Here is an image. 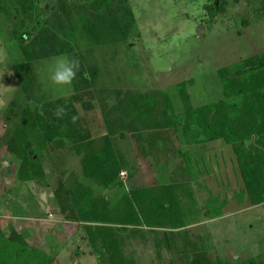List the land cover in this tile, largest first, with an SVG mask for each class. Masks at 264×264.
<instances>
[{
  "label": "rangeland",
  "instance_id": "rangeland-1",
  "mask_svg": "<svg viewBox=\"0 0 264 264\" xmlns=\"http://www.w3.org/2000/svg\"><path fill=\"white\" fill-rule=\"evenodd\" d=\"M37 18L40 30L20 45L18 37ZM259 53H264V0H0V264H189L200 249L210 264L264 257V204L246 200L230 146L193 138V126L187 144L183 125L172 126L179 117L185 120L180 92L187 93L193 110L213 104L221 98L217 72ZM59 55L81 62L70 90L54 89L45 74ZM74 95L91 102L87 112L76 104L81 126L94 140L109 138L121 161L122 187L105 188L100 179L85 177L81 156L70 151L75 140L65 136L63 114ZM141 96L155 101L151 115L143 114ZM18 97L21 108L11 107ZM40 104L53 112L63 143L56 137L43 161L46 181L25 184L5 146L21 109ZM141 143L145 151L159 147L147 154L160 158L165 177L176 180L178 172H187L195 180L182 201L187 211L175 224L144 222L127 189L126 175L154 167L139 151ZM175 148L183 151L176 159L169 152ZM58 175L78 199L77 215L80 208L107 202L109 210L123 207L136 214L142 225L126 227L85 214L79 222L66 221L53 195ZM139 175L135 184L151 180ZM202 220L205 225L188 231ZM174 228L182 229L176 242L170 240ZM12 232L21 235L25 248L8 242Z\"/></svg>",
  "mask_w": 264,
  "mask_h": 264
},
{
  "label": "trees",
  "instance_id": "trees-1",
  "mask_svg": "<svg viewBox=\"0 0 264 264\" xmlns=\"http://www.w3.org/2000/svg\"><path fill=\"white\" fill-rule=\"evenodd\" d=\"M41 26L42 22L37 18L36 24L18 37L19 44L24 45L25 42H28L38 33ZM217 79L221 98L213 104H206L193 110L189 105L187 93L185 91L180 92L179 95L186 110L184 112L185 120L183 121L179 117L173 121L172 126L178 129L180 125H183V138L187 144L191 143L187 133L191 129L190 127L193 126L192 128L196 131V136H193V138H203L202 141L206 143L220 141L229 145L241 176L246 200L252 206L263 205L264 53L243 59L230 70L226 68L220 70L217 72ZM148 98L147 96H141L140 101L147 107L146 112H143V114L151 115L156 105L155 101L150 102ZM16 100L11 102V107L21 108L19 104L21 99L16 98ZM76 104L80 106L83 112H87L90 109L91 102L83 101V96L74 95L71 98V103H68L66 107L63 114V120H66L67 135L65 136L75 140V145L70 148V151L77 156H81L80 165L85 177L100 179L102 186L105 188L122 187L123 183L119 180L121 161L117 156L115 157L111 141L108 137H104L102 140L91 138L88 129L81 126L82 118ZM168 104L171 107V104ZM74 116L77 117L75 122L73 121ZM57 122L53 112L49 111V108L45 105L40 104L36 110H32L28 105L21 109L16 124L8 134L5 146V152L19 163L17 178L20 182L43 184L46 181L47 174L43 161L48 158L56 137L60 138V144L63 143ZM149 142L151 141L146 142V144ZM142 144H139V151L145 147V143ZM177 156L181 157L182 151H177ZM174 186L176 185L170 182L160 188L171 191ZM72 190L61 176L55 177L53 195L59 212L66 221L79 222V217L85 214L88 218L94 217L104 222L108 218L115 219L117 222L123 221V226L126 227L137 226L136 228H138L142 225L136 214L132 217L123 207L109 210L107 202L95 209L83 210L80 208L81 210L77 215L76 210L80 206H78V199ZM139 190L145 189L129 190L131 197L133 193H138ZM84 193H86V190ZM134 196L133 194V198ZM166 196L167 199L163 206L165 214H158L161 221H166L169 215L176 213V210L172 208L171 197ZM90 205L89 202L84 208ZM140 211L142 213L141 219L147 222L148 216L142 212V209ZM8 242L15 248H18V246L21 249L26 247L21 235L15 232L10 234ZM194 256L195 258L189 264H210L202 249L196 251ZM0 263H3V261ZM216 264L223 263L217 259ZM232 264H264V257Z\"/></svg>",
  "mask_w": 264,
  "mask_h": 264
},
{
  "label": "crops",
  "instance_id": "crops-1",
  "mask_svg": "<svg viewBox=\"0 0 264 264\" xmlns=\"http://www.w3.org/2000/svg\"><path fill=\"white\" fill-rule=\"evenodd\" d=\"M172 147H173V144L171 145L170 149ZM157 149H159V147H153L152 146L151 150L147 149V151H145V149H142L141 151H142V153L146 152V154H147V153L152 152V150L156 151ZM170 149H169L170 155L174 156L175 159H176V152L177 151H182V149H179V148H175L174 150L173 149L170 150ZM205 149L206 148H203V150H205ZM156 154H158V152H156ZM150 156L151 155L148 156V154L146 155V162L147 163L150 162V164H153L154 167H151V170H146L147 172L146 171H142V169H140L139 173L140 174H144L141 177H145V174H146L147 177L148 176L151 177V180H149L148 183L142 182L139 185V184H135V182H134L135 178H137V177L140 178V175H139L138 172L136 174V177H132L129 174L128 175L125 174L127 176L126 178H128V180H129L127 189L128 190L143 189V188L145 189V190H139L138 193H133V194L135 195L134 196L135 201H136V203H138L140 209H142V212H144L148 216L147 222H149V220H151V219H153L152 221H155L157 223L158 222H162L161 219H160V216L158 214H160V213H164L165 214V210H164L163 204H160V202L164 203L165 202L164 200L167 199L166 195H169V197H171L170 201L173 204L172 208L174 210H176V213L175 214L172 213L171 215H169L167 217V220L166 221L163 220V222L168 223V224L169 223L175 224V222L178 221L179 219H181L183 217V215L187 211V210H182L184 208V207L181 206L182 205V201L183 200L184 201L188 200V196H187L189 194L188 191H189V189L192 190V186L195 184V180H193L189 176H186V175H189V174H187V172H183V173L182 172H180V173L178 172L177 173L178 178H176V180L175 179L171 180L169 178L170 175L168 177L166 176L167 177L166 178L165 175H164L165 172L162 171L160 169V167L158 168L159 163H158L157 160H160V158H157V160H156V158H153V157L150 158ZM149 159H151V161H153V163ZM181 174L185 175V178H183L184 180H182ZM175 176H176V171H175ZM186 177H187V179H186ZM170 182L173 183L174 185H176V186L173 187V189L171 191L170 190L169 191L162 190L160 188V187H162L165 184H168ZM195 188H196V185L194 186V189ZM197 188H198V186H197ZM199 188L203 189L202 187H200V185H199ZM151 192H154L155 196H149ZM133 194H132V198H133ZM184 205H185V203H184ZM170 213H171V211H170ZM208 221L211 223V222L214 221V219H210ZM205 224H206V222H204V220H202V222H199L197 224L192 222L191 225H189L187 228H189V230H188L189 232H193V230L195 228L201 227V226H203ZM156 227H159V228L153 229V230L158 233L159 231H156V230H158V229H160L162 227H160V226H156ZM162 230H164V231H162L163 233H167L169 231V229H162ZM172 230H174L176 232V235L173 234L174 236L170 240L176 242V239H177L176 237H181L180 233H178V232H181L180 230H182V229L174 228ZM183 232L186 234V231H183ZM187 235H188V233H187ZM162 239L163 240L166 239L165 240L166 242L169 241V237H167V236H163ZM194 239H198L197 236L194 237ZM184 241H189L187 239V236H185Z\"/></svg>",
  "mask_w": 264,
  "mask_h": 264
},
{
  "label": "clouds",
  "instance_id": "clouds-1",
  "mask_svg": "<svg viewBox=\"0 0 264 264\" xmlns=\"http://www.w3.org/2000/svg\"><path fill=\"white\" fill-rule=\"evenodd\" d=\"M80 70L81 62L78 58L59 55L46 66L45 74L54 89L70 90ZM76 119L77 117L74 116L73 121L75 122Z\"/></svg>",
  "mask_w": 264,
  "mask_h": 264
},
{
  "label": "built area",
  "instance_id": "built-area-1",
  "mask_svg": "<svg viewBox=\"0 0 264 264\" xmlns=\"http://www.w3.org/2000/svg\"><path fill=\"white\" fill-rule=\"evenodd\" d=\"M121 175H122V176H124V174H123V173H121Z\"/></svg>",
  "mask_w": 264,
  "mask_h": 264
}]
</instances>
